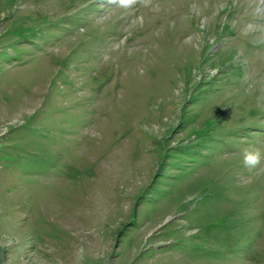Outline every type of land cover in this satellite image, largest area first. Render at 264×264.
Here are the masks:
<instances>
[{"label": "rangeland", "instance_id": "1", "mask_svg": "<svg viewBox=\"0 0 264 264\" xmlns=\"http://www.w3.org/2000/svg\"><path fill=\"white\" fill-rule=\"evenodd\" d=\"M245 148L264 0H0V264H264Z\"/></svg>", "mask_w": 264, "mask_h": 264}, {"label": "clouds", "instance_id": "2", "mask_svg": "<svg viewBox=\"0 0 264 264\" xmlns=\"http://www.w3.org/2000/svg\"><path fill=\"white\" fill-rule=\"evenodd\" d=\"M110 3L117 4L124 9H130L137 3L147 5L148 0H110ZM262 161H264V153L259 148L243 149V165L245 168L264 171V168H261Z\"/></svg>", "mask_w": 264, "mask_h": 264}]
</instances>
